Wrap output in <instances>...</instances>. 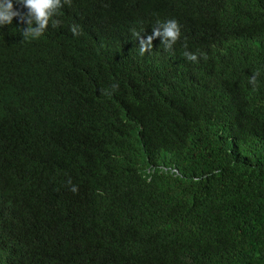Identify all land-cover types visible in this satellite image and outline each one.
<instances>
[{
	"label": "trees",
	"instance_id": "1",
	"mask_svg": "<svg viewBox=\"0 0 264 264\" xmlns=\"http://www.w3.org/2000/svg\"><path fill=\"white\" fill-rule=\"evenodd\" d=\"M26 27L0 26V264H264V0H61Z\"/></svg>",
	"mask_w": 264,
	"mask_h": 264
},
{
	"label": "clouds",
	"instance_id": "2",
	"mask_svg": "<svg viewBox=\"0 0 264 264\" xmlns=\"http://www.w3.org/2000/svg\"><path fill=\"white\" fill-rule=\"evenodd\" d=\"M68 0H65L67 3ZM14 0H0V26L11 24L14 17H17L20 22L27 25L24 28L23 35L28 37H39L46 30V25L53 17V13L60 8L61 0H17L16 9L13 7ZM33 24L36 26L33 27ZM57 24L53 20V26ZM73 35L77 34V26L73 25L71 28ZM139 39L140 52L143 54L152 47L154 38L159 37L166 49H171L172 45L180 38V25L177 20L169 19L164 22H158L157 26L152 29L151 35L142 38L139 33H134ZM185 57L191 61H196L197 56L191 52H185ZM206 58V57H205ZM260 73L257 71L250 77L249 82L255 88L257 84V77ZM116 86L113 85V88ZM69 178L67 184H71ZM70 191L73 193L78 191L76 185H72Z\"/></svg>",
	"mask_w": 264,
	"mask_h": 264
}]
</instances>
